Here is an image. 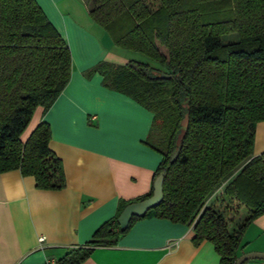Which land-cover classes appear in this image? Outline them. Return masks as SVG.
<instances>
[{
    "label": "trees",
    "instance_id": "trees-1",
    "mask_svg": "<svg viewBox=\"0 0 264 264\" xmlns=\"http://www.w3.org/2000/svg\"><path fill=\"white\" fill-rule=\"evenodd\" d=\"M89 14L116 48L158 65L103 63L88 75L100 73L106 88L153 114L145 145L162 156L155 179L164 175L163 201L124 230L121 213L151 198L153 186L120 202L118 215L59 264H85L151 217L192 227L196 246L208 242L220 264H236L247 228L264 215V155L254 156L264 121V0H92ZM230 34L237 41L223 44ZM71 74L69 45L37 2L0 0V173L18 170L39 190L66 188L49 124L22 136Z\"/></svg>",
    "mask_w": 264,
    "mask_h": 264
},
{
    "label": "crops",
    "instance_id": "crops-1",
    "mask_svg": "<svg viewBox=\"0 0 264 264\" xmlns=\"http://www.w3.org/2000/svg\"><path fill=\"white\" fill-rule=\"evenodd\" d=\"M68 43L70 82L53 106L38 107L22 136L40 123L61 160L66 188L44 191L20 171L0 173V264H45L84 247L119 213L120 202L150 193L162 156L145 145L153 114L106 88L91 69L125 66V50L92 21L86 0H35ZM264 155V121L256 125L254 156ZM192 227L154 217L140 220L114 247H98L85 264H220L212 244L193 242ZM40 238L44 242L40 243ZM264 253V215L246 230L239 257ZM244 264H264L250 260Z\"/></svg>",
    "mask_w": 264,
    "mask_h": 264
},
{
    "label": "water",
    "instance_id": "water-1",
    "mask_svg": "<svg viewBox=\"0 0 264 264\" xmlns=\"http://www.w3.org/2000/svg\"><path fill=\"white\" fill-rule=\"evenodd\" d=\"M179 150L174 154L173 159L178 155ZM163 185H164V175L160 174L154 181L153 184V196L143 202L134 203L127 206L119 217V224L121 230H124L130 220L133 217H144L150 210L159 206L163 201ZM250 260H264V253L252 252L240 256L236 264H244Z\"/></svg>",
    "mask_w": 264,
    "mask_h": 264
},
{
    "label": "rangeland",
    "instance_id": "rangeland-1",
    "mask_svg": "<svg viewBox=\"0 0 264 264\" xmlns=\"http://www.w3.org/2000/svg\"><path fill=\"white\" fill-rule=\"evenodd\" d=\"M89 3V6L91 7L92 0H86ZM237 41V35L236 34H230V35H225L222 37V43L223 44H230ZM122 50V49H120ZM128 54V61H136V62H141V63H146V64H151L154 67H157L155 63H152L148 58H146L144 55L135 53V52H130L126 51ZM246 213H243L240 218L243 219L245 217Z\"/></svg>",
    "mask_w": 264,
    "mask_h": 264
},
{
    "label": "built area",
    "instance_id": "built-area-1",
    "mask_svg": "<svg viewBox=\"0 0 264 264\" xmlns=\"http://www.w3.org/2000/svg\"><path fill=\"white\" fill-rule=\"evenodd\" d=\"M39 241L40 243L44 242V238H40ZM45 264H59V261L55 259H49L45 262Z\"/></svg>",
    "mask_w": 264,
    "mask_h": 264
}]
</instances>
